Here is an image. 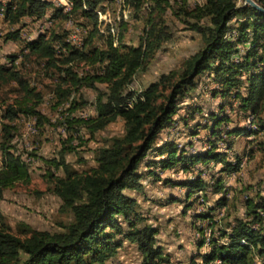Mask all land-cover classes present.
Instances as JSON below:
<instances>
[{"label":"trees","instance_id":"16d2710c","mask_svg":"<svg viewBox=\"0 0 264 264\" xmlns=\"http://www.w3.org/2000/svg\"><path fill=\"white\" fill-rule=\"evenodd\" d=\"M127 1H131L136 9H141L145 3V0ZM256 1L264 7V0ZM161 2L157 0L156 6ZM70 3L71 10L74 4L75 11L94 21L85 45L79 48L67 42L62 35L42 33L26 43L25 47L29 49L26 58L35 56L58 72L56 93L60 101L84 87L98 90L94 115L89 118L72 116V111L78 107L76 100L68 109L62 124H67L70 131L77 126L95 134L121 117L124 132L106 140L95 150L97 165L88 171L78 172L66 163L65 153L74 149L71 144L63 146L61 158L52 161L56 168L63 166L65 172L64 176L49 173L52 191L62 200L61 210L73 217L69 223L62 224L61 230L28 227L22 235L12 230L0 212V264H106L118 254L125 240L137 245L142 254L140 264H184L171 261L170 255L157 242L158 229L142 223L145 218L138 210L137 199L124 191L142 189L139 168L153 154L161 158L150 159L148 167L159 165L164 169L174 167L188 172L200 162L214 161L222 164V173L239 170L240 157L233 163L227 159L226 153L220 151L188 152L174 140H164L160 145H157V140L164 129L175 124L182 99L197 88L198 76L207 70L214 72L221 87L217 92L223 98L234 93L240 109L247 112V116L254 114L259 117L264 110V14L252 5L239 4L237 0H207L189 13L195 21H186L192 30L202 34L204 46L189 57L180 70L163 73L158 80L137 91L131 89V84L136 73L147 68L164 41L170 38V34L165 32L167 25L149 18L146 34L138 46L117 44L119 35L114 38L112 34L107 46L102 48L93 41L98 34L94 25L99 0H70ZM71 10L65 12L63 7H56L47 0H0V13L5 12V18L12 23H18L24 17L42 18L48 13L55 19L62 14L66 17ZM232 19L238 23L239 38L236 42L227 37ZM19 36L20 29H17L7 33L6 39L17 40ZM237 42L248 44L240 57H236ZM16 58L17 55L12 56L9 66L0 65V87L16 81L17 91L22 95V99L7 105L4 116L12 121L21 115H29L43 121L46 116L39 109L42 94L36 91V86H31L23 71L18 69L19 65L14 64ZM82 62L88 64L92 71L80 74L76 66ZM97 83L106 84V89H98ZM243 85L245 92L241 90ZM220 106L222 109L224 104ZM194 116L191 114L190 118ZM209 116L213 118L212 134L220 137L215 130L221 122L228 121V117L217 113ZM5 128L8 135L7 141L1 144L0 192L16 180L25 178L28 169L22 157L10 149L9 139L14 127L6 124ZM241 132L247 136L261 134L264 121L258 129L240 127L227 133ZM75 138L70 135L68 140L73 142ZM214 178L213 191L223 195L216 200L215 206L209 207L208 213L195 216L208 222L206 227H199V231L205 233L206 228L212 229L214 236L208 238L210 250L193 257L190 264H198L196 258H202L204 264H213L217 260L223 264H256L257 257L264 259V195H245L243 217L232 219L227 213L218 221L214 210L228 206L231 189L227 188L223 177ZM166 182L188 188L185 211L193 205V193L208 187L200 174L192 179L179 182L167 179ZM171 200L180 199L173 196ZM202 235L200 247L207 241Z\"/></svg>","mask_w":264,"mask_h":264},{"label":"rangeland","instance_id":"374dc122","mask_svg":"<svg viewBox=\"0 0 264 264\" xmlns=\"http://www.w3.org/2000/svg\"><path fill=\"white\" fill-rule=\"evenodd\" d=\"M156 1L145 0L142 8L136 9L131 1L127 0L126 3L125 0H99L95 8L97 20L94 28L96 27L98 34L93 41L102 48L112 39V34L114 38L119 35L117 44L138 46L146 34L149 18L167 25L165 32L170 34V38L164 41L147 68L136 73L131 89L137 91L145 89L163 73L180 70L184 62L204 46L202 34L192 30L186 21L187 19L195 21L189 13L196 7L204 5L207 0H162L158 6ZM237 1L239 4H247L245 0ZM153 5L156 7L155 10ZM73 6L71 10L69 2L68 9L64 8L65 12L71 10L69 16L65 17L62 14L56 19L48 13L42 18L24 17L20 22L12 23L4 16H0V65L9 66L8 61H12V56L17 55L14 64L19 65L18 69L23 71L31 86H36V91L42 94L39 109L46 116L43 121L29 115L9 120L4 116L7 105L14 103L16 99H22V95L17 91L19 86L16 81L4 83L0 87V166L3 163L1 144L7 141L8 135L5 126L10 124L14 129H11L10 143H6H9L10 149L16 155L22 157L28 168L25 178L16 180L0 192V212L12 230L22 235L28 227L58 231L62 229L63 223H69L73 219L71 213L61 210L62 200L52 191L48 177L50 172L65 175L63 166L56 168L52 162L61 158L62 147L69 144L74 146V149L65 153L64 159L71 169L85 172L97 165L95 150L105 144L106 140L124 132V120L121 117L95 134L77 126L70 131L67 124H62L64 116L69 112L68 109L76 100L78 107L72 111V116L89 118L94 115V102L98 90L84 87L81 93H74L68 99L60 101L56 93L58 72L48 68L45 62L39 61L35 56L26 58L25 54L29 52L25 47L26 43L42 33L62 35L67 42L79 48L85 45L90 38L94 21L75 11ZM230 25L227 37L236 42L239 38L237 20L232 19ZM17 29H20L17 40L6 39L7 33ZM236 48L238 51L236 57H240L246 52L248 44L237 42ZM76 67L80 74L92 71L84 62ZM197 82V88L188 92L182 99L181 108L175 115V124L159 134L157 145L162 144L164 140H174L188 152L203 153L216 150L226 153L227 159L233 163L240 157L239 170L230 174L222 173V164L214 161L200 162L193 171L188 172L174 167L164 169L159 165L148 167L147 162L150 159L161 158L153 154L149 155L139 168L142 174V189L124 191L126 195L137 199L138 210L145 218L142 223L158 229L157 242L162 245L165 253L170 255L171 261L184 264H190L193 257L210 250L208 238L214 236L213 231L206 228L205 233H201L199 227H206L208 222L198 217L196 219L195 216L199 213H208L209 207L215 206L216 200L223 195L213 191L214 177H223L227 188L231 189L228 193L230 197L228 206L214 210V216L218 221L227 213L232 219L243 217L245 195L255 196L258 193L264 195V132L251 136L242 132L227 133L240 127L258 129V125L264 121V110L259 113V117H255L254 114L247 116V112L240 109L234 93L223 98L220 92H217L221 87L212 70L199 75ZM96 86L105 90L107 85L97 83ZM241 90L246 91L245 85ZM222 104L224 106L221 109ZM211 113L228 117V121L221 122L215 130L220 137L214 136L211 132L210 126L213 122V118L209 116ZM191 114L195 116L190 118ZM70 135L77 138L71 142L68 140ZM199 174L208 183V187L193 193L191 196L193 205L185 211L188 188L167 183L166 180L179 182L192 179ZM173 196L180 200H171ZM119 219L126 226L123 218ZM202 234L207 241L200 247ZM217 234L216 232L215 236ZM196 259L198 264H204L202 258ZM256 259V264H264V259L260 257ZM141 260L142 254L137 245L125 240L118 254L106 264H140Z\"/></svg>","mask_w":264,"mask_h":264},{"label":"built area","instance_id":"2783aa9c","mask_svg":"<svg viewBox=\"0 0 264 264\" xmlns=\"http://www.w3.org/2000/svg\"><path fill=\"white\" fill-rule=\"evenodd\" d=\"M47 1H49L50 3H52L56 7H63L66 10L68 9V4L70 2V0H47ZM0 16L5 17L6 16L5 12H1ZM213 264H217V263H213Z\"/></svg>","mask_w":264,"mask_h":264},{"label":"water","instance_id":"95a60500","mask_svg":"<svg viewBox=\"0 0 264 264\" xmlns=\"http://www.w3.org/2000/svg\"><path fill=\"white\" fill-rule=\"evenodd\" d=\"M247 4L252 5L264 14V7L258 4L255 0H245Z\"/></svg>","mask_w":264,"mask_h":264},{"label":"bare ground","instance_id":"6f19581e","mask_svg":"<svg viewBox=\"0 0 264 264\" xmlns=\"http://www.w3.org/2000/svg\"><path fill=\"white\" fill-rule=\"evenodd\" d=\"M217 264H223V262L221 260H217V262H215Z\"/></svg>","mask_w":264,"mask_h":264}]
</instances>
